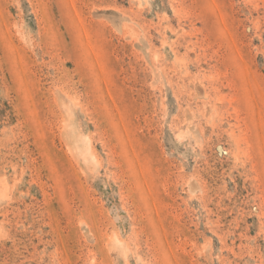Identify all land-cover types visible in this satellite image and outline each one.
<instances>
[{
  "label": "rangeland",
  "instance_id": "1",
  "mask_svg": "<svg viewBox=\"0 0 264 264\" xmlns=\"http://www.w3.org/2000/svg\"><path fill=\"white\" fill-rule=\"evenodd\" d=\"M0 264H264V0H0Z\"/></svg>",
  "mask_w": 264,
  "mask_h": 264
}]
</instances>
